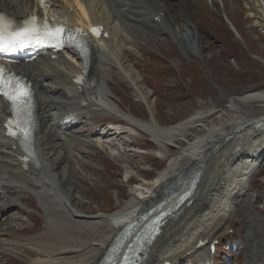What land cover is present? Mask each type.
Listing matches in <instances>:
<instances>
[{"label":"bare ground","instance_id":"6f19581e","mask_svg":"<svg viewBox=\"0 0 264 264\" xmlns=\"http://www.w3.org/2000/svg\"><path fill=\"white\" fill-rule=\"evenodd\" d=\"M183 1H51L57 8L52 10L54 14L67 15L65 19L71 25H101L108 39L90 40L85 67L83 61H69L62 54L57 60L44 56L20 65L38 97L34 136L44 128L48 134H42L34 143L37 160L25 170L18 150L3 135L1 125L7 111L0 107V264L15 260L21 264H101L108 255L119 262L129 245L120 247V240L128 232V240L138 232L143 234L135 264H183L194 259L196 263L209 262L212 238L239 209L252 203L253 195L246 191L251 176L264 166V113L255 116L256 110L247 108L258 104V109H264V91L230 99L226 110L217 115V124L193 127L194 122L204 123L199 113L171 127H162L156 118L155 104L147 103L149 94L133 71L135 65L130 63L131 55H138L143 49L138 33L144 29L155 51L171 42L183 24L194 31L200 42L193 21L195 3L186 1L190 2L187 6ZM242 1L247 16L253 20L252 27L264 36V0ZM37 8L34 0H0V10L15 18L26 17ZM188 13L192 17H186ZM169 20L174 22L171 30L167 27ZM232 27L235 29L234 24ZM83 68L88 70V77L79 89L73 78ZM96 74L110 88L111 80L123 79L146 104L152 121L138 124L121 115L110 95L97 90ZM94 94L98 95L96 101L92 99ZM203 103L200 101L201 110L208 108L209 116L215 113V107ZM113 105L114 110L109 108ZM109 115L132 128L141 127L155 145L169 147L170 142L176 141V134L184 137L191 128L202 134L186 148L177 147V155L168 159L163 170L147 184L141 181L133 185L129 198L118 210L109 216H97L90 204L82 201L85 194L75 187L83 179L75 164L83 169L77 157L83 158L98 145L90 139L91 129L100 117ZM78 126L81 130H74ZM106 128V133L99 134L106 138L103 141L100 137V143L116 153L107 138L124 133L117 127ZM108 132L111 135L107 136ZM65 184L71 186L73 193H66ZM31 209L43 223L36 234L30 228V222L37 220ZM259 222L260 243L247 241L249 252L243 255V261L248 258L249 264H264V227Z\"/></svg>","mask_w":264,"mask_h":264},{"label":"rangeland","instance_id":"374dc122","mask_svg":"<svg viewBox=\"0 0 264 264\" xmlns=\"http://www.w3.org/2000/svg\"><path fill=\"white\" fill-rule=\"evenodd\" d=\"M184 1L183 3L187 6L190 5V2L186 3L190 0ZM193 1L196 6L193 21L194 25H197L200 42H197L194 31L183 24L182 31L172 38L171 42H167L160 47V50L155 51V45L145 36L144 33L147 31L144 29L138 33L143 49L138 55L133 54L130 57V63L135 65L134 73L138 74L141 84L149 94L147 103L154 102L156 118L162 127H171L199 113L204 123L194 122L193 127L217 124L219 122L216 120L217 115L226 110L230 99L242 97L246 93L264 91V36L252 27L253 20L247 16L243 1ZM180 17H183L181 13ZM186 17H192L191 13H188ZM169 23L167 27L171 30L174 22L169 20ZM233 24L235 29L232 27ZM16 68L23 69L22 66ZM116 73L118 74L119 71ZM90 75L91 68H89ZM95 82L98 85L97 90L110 95L111 102L117 104L118 111L125 118L138 124H148L152 121L146 104L133 94L132 88L123 79L111 80L109 83L112 89L99 74H96ZM97 98V94L92 95L93 101ZM200 101L215 107L213 110L215 113L209 116L208 108H205V111L201 110ZM109 108L114 110L115 106ZM258 108V104H253L247 109L256 110L255 116H260L264 113V109L262 111ZM41 115L40 112L39 116ZM114 116L109 115L98 119L91 129L92 135L90 134V139L96 141L98 145L90 149L83 158L77 157L79 162L81 159L83 169L75 164L76 170L83 178L75 187L85 194V197H81L82 201L89 203L97 216L100 214L109 216L118 210L129 198V191L133 185L141 181L147 184L163 170L168 159L176 156L180 149L186 148L187 144L202 134L191 128L186 131V137L176 134L174 136L176 141L170 142L169 147L160 146L157 143L155 145L150 143L152 138L145 134L141 127H139L140 130L138 127L132 128ZM108 122L112 125L125 126L117 127L124 133L123 135L107 138L115 147L116 153L112 152L109 145L104 144V146L100 143V135L107 132L105 125ZM74 130H81V126ZM111 133L108 132L107 136ZM42 134L47 135L48 129L44 128L43 132L35 134V144ZM102 139L104 141L106 138ZM53 143L52 141L50 144ZM177 147L180 148L178 151ZM128 175L131 178L126 182ZM263 178L264 166L256 175L251 176V180L249 179V188L246 193L253 195L252 203L248 207L239 209L212 238L218 241L217 255L214 256L218 260L217 264L228 262L249 264L248 258L243 263L240 256L242 253L244 255L249 252L247 248L249 241L257 240L260 243L257 237L260 235L259 221H262V227H264ZM63 186L66 193H73L70 185ZM31 211L37 220L30 222V228L36 234L43 223L42 219L36 216L38 214L33 209ZM23 219L26 220L25 217ZM235 246H237L236 250H233ZM255 249L260 250V247L256 246ZM259 254L260 252L257 251V256ZM196 260L184 262L196 263ZM7 264L21 263L15 260Z\"/></svg>","mask_w":264,"mask_h":264},{"label":"snow or ice","instance_id":"6c2138e0","mask_svg":"<svg viewBox=\"0 0 264 264\" xmlns=\"http://www.w3.org/2000/svg\"><path fill=\"white\" fill-rule=\"evenodd\" d=\"M36 18L32 17L31 20L34 21ZM97 31L96 29H93V32ZM64 32L63 28H57L55 31H48L47 26L45 27V33L44 37L48 40H57L59 41L62 34ZM38 35V33H37ZM32 36V30L26 29L23 32L16 33L15 35H8L5 36L2 31H0V52H8V51H14L16 50L17 44L19 43L21 47L24 46V41L20 40V37L25 38H31ZM38 43H42L43 40L38 39ZM3 70L0 69V73H2ZM6 84L5 81L0 79V93H2L5 97H7L9 100L15 102L19 97L16 95V92L9 93L8 91L4 90V85Z\"/></svg>","mask_w":264,"mask_h":264}]
</instances>
